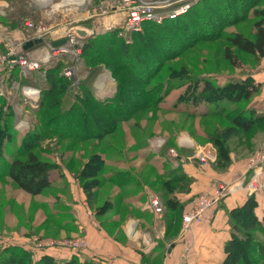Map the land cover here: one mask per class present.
<instances>
[{"label": "trees", "instance_id": "16d2710c", "mask_svg": "<svg viewBox=\"0 0 264 264\" xmlns=\"http://www.w3.org/2000/svg\"><path fill=\"white\" fill-rule=\"evenodd\" d=\"M258 1L260 0H227L224 2L227 10H220L223 0H207L199 8L196 4L200 1H197L194 11L189 10L185 16L178 20L165 22L161 25L144 24L139 32L130 35L129 42L118 38L114 32L109 33V39L104 37L85 38L81 55L92 52L99 54L98 45L104 48L101 50L105 51V55L108 52L115 55L114 57L113 54H108L107 57H113L109 60L101 55L100 65L91 69L93 74L90 77H94L101 71V65L112 68L110 73L115 81V93L108 99L99 100L94 96L92 92L94 89L91 87L94 78L87 82L88 86L84 87V98L81 93L77 96H70L67 89L70 88L69 84L72 81L66 82L67 79L64 80L65 78L59 75L62 63H55L44 69L43 77L38 75L39 72H35L34 79L23 80L24 85L36 86L40 89L37 106L41 110L38 113L45 116L42 122L43 130L42 133L27 132L15 152L9 159L5 158V146L11 138L8 130L11 113L8 112L5 99L0 98V178H8L20 190L32 195L38 194L48 187V172L52 165L40 161L34 148L39 144L41 137L45 138L43 135L46 134L45 132L50 135L49 133L60 129L59 135L57 134L60 139L72 138L74 142L83 146L87 159L83 164H80L81 168L77 172V178L89 199L92 196V190L100 184L99 175L104 168L102 154L96 152L94 148L105 138L117 133L121 127L120 124L124 125L130 120L139 118L144 112H152L174 87V85L169 86L170 79L183 82L176 85V88L185 87L184 93L177 98L176 106L183 105L193 109L190 110L191 112L185 113L195 115L193 114L195 108L203 106L205 110L198 115L200 117L219 116L220 114L231 116V113L235 111L234 108L259 92L260 83L257 84L249 78H231L223 84H218L210 76L201 77L191 74L185 66L179 70L183 72L182 75L175 74L176 69L167 71L164 64L166 59H171L172 56L179 54L172 53L171 50L175 46L180 45L188 50L193 49L196 43L219 37L223 29L243 22L248 16L247 9L248 11L250 8L254 9ZM218 11L221 13L215 17L213 15L212 18L210 13ZM192 14L196 15L193 19L190 18ZM252 14L254 15L253 37H247L237 31L224 37L226 44L223 46V56L231 66L239 67V59L232 52V48L252 57L264 58V9ZM167 23L171 27H166ZM169 33L173 40L164 41L169 37ZM175 34L185 35L183 44L176 41L178 36ZM153 37L162 39L160 50H152ZM160 38L157 39L160 40ZM154 43L155 47L159 44ZM116 45L117 48L114 52L113 46ZM163 73L166 75H162ZM82 85L83 83L80 84V87ZM62 92L64 94L59 98ZM88 101H92L98 107L96 110L98 114L91 109ZM81 103H84V109L80 107ZM227 105L231 106V110L225 109ZM52 108H58L54 116L47 114V111ZM253 113V111H246V113L231 116L232 127L230 129L249 132L253 123L258 119L254 117ZM37 123L38 121L33 122L34 125ZM208 137L210 140L213 139L216 146V158L220 148L227 152L224 144L225 138L219 137L217 134L213 136L211 133L208 134ZM167 147L168 145L164 147L165 151L169 148ZM178 154L180 157L182 156L180 152ZM171 174L174 176L163 182V197L161 199L168 220L175 218L172 208L178 203L174 193L188 192L193 181L191 177L178 170H172L169 175ZM107 204L108 202H105L97 211H106V208L109 207ZM256 205L254 196L250 195L244 204L228 212L231 227L230 240L239 243L242 252L236 254L228 252L221 264H264V218L261 220L257 218ZM7 247L4 248L3 253H6L0 258V264H80L75 257L65 263L54 262L48 257L34 261L28 250L22 247Z\"/></svg>", "mask_w": 264, "mask_h": 264}, {"label": "rangeland", "instance_id": "374dc122", "mask_svg": "<svg viewBox=\"0 0 264 264\" xmlns=\"http://www.w3.org/2000/svg\"><path fill=\"white\" fill-rule=\"evenodd\" d=\"M53 1L58 2L59 0ZM197 1H200L196 4L198 8L207 2V0ZM224 2H227V0H223L220 10L228 9ZM194 7L195 6H193L190 10L194 11ZM261 9H264V0L258 1L254 9L250 8L249 11L247 9L248 16L243 20V22L235 23L234 25L223 29L219 37H214L206 41L196 43L193 46V49L188 50V48H182L180 45L175 46V48L171 51L172 53L179 54L177 56H172L171 59H166L164 64L167 71L169 69H176L177 71L175 74L182 75L183 72L179 70L181 67L185 66L186 70L190 71L191 74L201 77L210 76L212 80L216 81L218 84H223L231 78H249L257 84L260 83L261 87L259 86V92L240 104L237 108H234L235 111L231 113V116H234L238 113H246V111L254 112V117H257L258 119L253 123V127L249 132L245 133L241 130H231L230 127H232V118L230 115L223 116L220 114L219 116L212 117L198 116L204 112L205 107L203 106L195 108V112L193 113L195 115L187 114L193 109L187 108L183 105L176 106L178 96L180 94L182 95L185 90V87L176 88V85H180L179 83L183 82L170 79L169 86L174 85V87L171 88L170 92L162 99L152 112H144L141 117L130 120L124 125L120 124L121 127L119 126L120 128L118 132L106 138L104 143L101 142L97 144L94 150L106 156V160L120 164H124L125 162L127 165H131L132 167L137 165L131 169L136 171L135 176H138L140 181H144L141 178L146 175V173H141L142 162L146 161L150 163L153 161V164L158 167V164L162 166L163 163L169 164L171 163L170 161H173L167 153V150L165 151L164 149L166 145L174 148L177 153L180 152L184 160L188 162L195 160V155L199 148L212 146L215 150V155L213 154L214 158L210 163V166L206 170H200L199 166L197 169L204 173L211 168L210 170L217 175L219 179L218 181L227 182L233 178H238V176H242V178L246 180L247 171L244 170L246 169V166L248 167L250 164V160L259 151L264 140V115H262L264 114V58L252 57L243 52H239L235 48H232V52L239 59V67H234L224 59L223 46L226 44L224 37L235 31L243 33L247 37H253L252 24L254 15L252 13ZM89 10L91 11L93 8ZM220 13L221 11L210 14H212L211 17L213 18V15L215 17ZM44 14V10L34 7L30 0H0V33L8 34L13 39H27L29 35H32V31H27L23 28V20L29 18L35 23H45L46 26H48L50 23L45 21ZM54 15H57L58 17L56 16L54 20L56 23L53 26L57 28L63 27L64 15L61 14V12ZM101 16L102 15L93 17L91 15V17L81 18L79 21L74 23H65L68 24L66 25V28L70 29V31L82 28L88 29L90 33L89 35L87 34L85 38L96 37V39H99L104 37L109 39L108 36L110 34L108 32L102 33L103 30L100 25L102 20ZM195 16V14H192L190 18L193 19ZM210 25H212L211 22ZM165 26L171 27L168 23L165 24ZM175 35L178 37L176 38L174 35L172 36L176 38V41L178 40L179 44H183L185 35ZM85 38L82 39L84 40ZM157 38L160 37L152 38L151 48L153 51L158 49L160 50L162 39L160 38V40H158ZM166 39L167 40H163L167 42L173 40L170 33L169 37ZM154 42L159 43L157 47H155ZM115 48H117V45L113 46L114 52L116 50ZM3 49L4 47L2 43H0V52L3 51ZM101 49L104 48H101L98 45L99 54L90 52L91 54H80L79 56L73 54L67 56H57L56 58L44 63L42 67L44 70L55 63H62L59 75L65 78L64 80L67 79L66 82L72 81L69 84L70 88L67 89L70 96H77L81 93L84 98V87L88 86L87 82L94 78L91 85V87L94 86V90H92L94 96L99 100L108 99L115 93V81L110 73L112 68L106 65H101V71L94 77H90L93 74L91 69L100 65L101 60L99 61V59H102L101 55H103L104 58H107V60L113 58L111 56L107 57L108 54H113L112 52H108V54L105 55V51H102ZM26 52L32 59L43 58L48 55L45 43L38 44L37 46L35 45ZM113 56L115 57L114 54ZM67 68L71 71L69 76L65 75V69ZM34 74L35 73L30 75L31 77L29 76L27 79H34ZM38 75L40 76L39 73ZM162 75L166 74L163 73ZM23 80L25 79L19 80L22 85ZM82 83L83 85L80 87V84ZM63 94L64 93L62 92L59 95V98H61ZM15 102H12L11 104L6 101L8 105V112L10 111L11 113V120L8 123V130L11 134V138L6 144L4 151V157L7 159H9V157L19 147L23 136L27 132L33 131L35 133H42V122L43 117H45L44 115L41 116L42 114L38 113L41 111L39 106L32 108L30 105H23ZM88 102L92 110L96 111L98 109L92 101ZM80 107L84 109V103H81ZM225 109L231 110V106L229 107L227 105ZM57 111L58 108H52V110L50 109L47 111V114L54 116ZM96 113L98 114V111H96ZM19 118L24 119L26 122V126L23 129H16L14 127L15 121H18ZM34 121H38V123L34 125ZM85 130L87 131V129ZM59 131L60 129L49 133L50 135H48L47 132H45L46 134H43L45 138L41 137L39 144L34 148V152L36 153L38 159L48 164L67 160L71 162L77 161L79 165L83 164L87 159L83 146L74 142L72 138L60 139L58 137ZM210 133L213 134V136L217 134V136L225 138L224 144L227 148V152L220 148L217 158L214 141H212L213 139L210 140L208 137V134ZM160 144L161 147L159 146ZM162 169L163 167L159 168V171L158 169L153 170L155 178L158 176V172L160 173ZM130 174L132 173L129 172L127 175ZM154 195H156L161 202L159 195ZM3 198H7L5 205L2 202ZM25 199L26 196L21 193L20 189L14 183L6 177L0 178V258L4 255V253H6H3V251L7 246H13L16 248L21 246L23 247L26 243L35 244L38 242L36 239H44L32 232L19 233V231H17V227H28L33 225L31 217H28L26 214L19 211V207L26 202ZM27 199L29 200L30 198L27 197ZM163 207L162 217L165 212V206L163 205ZM72 237L75 236L64 237L62 239ZM29 252L32 254V257H34V255L40 251L31 246Z\"/></svg>", "mask_w": 264, "mask_h": 264}, {"label": "crops", "instance_id": "0c3cea01", "mask_svg": "<svg viewBox=\"0 0 264 264\" xmlns=\"http://www.w3.org/2000/svg\"><path fill=\"white\" fill-rule=\"evenodd\" d=\"M206 147L208 155L215 154L212 146ZM102 157L104 168L99 175L100 184L92 190L89 199L77 178L81 168L77 161L51 163L49 186L40 193L32 195L20 190L26 202L19 211L31 217L33 225L17 227L19 233L32 232L43 240L54 241L80 235L87 238V248L82 251L47 248L34 255V261L48 257L65 263L75 257L80 264H221L228 252H242L240 244L230 240L228 212L245 203L250 196L245 189L233 191L222 199L209 223L194 224L184 233L181 218L191 200L200 193H211L217 183L224 182L218 181L211 168L201 172L197 169L196 157L188 162L181 156L179 161L158 164V167L153 161H145L141 163V173L146 175L141 178L144 181H140L135 176L136 171L131 169L137 165L112 162L103 154ZM161 167L164 170L155 178L153 170L159 171ZM172 170L185 173L193 181L188 192L174 193L178 203L172 208L175 218L168 220L164 212L161 219H156L149 208V197L158 194L162 199L163 182L174 176L169 175ZM129 172L133 175H127ZM240 178L242 176L225 183H235ZM253 196L257 204L255 214L261 220L264 218V190ZM2 202L5 205L7 198ZM105 202L109 206L106 211H97ZM22 248L29 249L26 245Z\"/></svg>", "mask_w": 264, "mask_h": 264}, {"label": "built area", "instance_id": "2783aa9c", "mask_svg": "<svg viewBox=\"0 0 264 264\" xmlns=\"http://www.w3.org/2000/svg\"><path fill=\"white\" fill-rule=\"evenodd\" d=\"M34 7L44 10L45 23H35L31 19L23 20V28L32 31L27 39L18 40L8 34L0 33V43L4 49L0 52V98L8 103H21L36 108L40 98V89L36 86L22 85L19 80L27 79L35 72L44 76L42 65L57 56L81 54L83 39L73 31L66 28L69 23L79 21L81 18L98 17L102 15L100 22L102 33H115L118 38L130 41L132 33L139 32L144 24L161 25L165 22L178 20L185 16L197 3V0H30ZM93 8V10H89ZM64 15V26L61 28L53 25L57 15ZM58 17V16H57ZM62 20V18H61ZM60 21V20H59ZM61 23V22H59ZM68 23V24H65ZM62 24V23H61ZM74 29V28H73ZM88 35L89 30L83 29ZM40 39L39 44L45 43L48 55L43 58L32 59L24 50L28 41ZM64 39L61 45H53L54 42ZM37 46V45H36ZM70 69H65V75L69 76ZM31 77V76H30ZM11 101V102H10ZM17 110V109H16ZM26 126L24 119L15 121L16 129ZM161 147V144L159 145ZM167 153L174 162L180 160V156L174 148H168ZM215 155V154H214ZM200 170H206L213 161L214 156L208 155L207 147H201L195 155ZM246 180L240 178L235 183L219 182L211 193H200L190 203L189 208L182 214L181 225L185 233L194 224L209 223L212 214L219 202L231 192L245 189L250 195L264 190V140L257 154L250 160ZM149 208L156 219H161L163 205L156 196L149 197ZM35 244L25 245L43 251L47 248H65L72 252H79L87 248L85 235L72 238L54 240H38Z\"/></svg>", "mask_w": 264, "mask_h": 264}, {"label": "water", "instance_id": "95a60500", "mask_svg": "<svg viewBox=\"0 0 264 264\" xmlns=\"http://www.w3.org/2000/svg\"><path fill=\"white\" fill-rule=\"evenodd\" d=\"M74 32L80 37V38H85L87 36V33L82 30V29H74ZM40 43V39H35L32 41H28L25 45H24V50H29L31 47L38 45ZM64 43V39L59 40L54 42L53 45H61Z\"/></svg>", "mask_w": 264, "mask_h": 264}]
</instances>
